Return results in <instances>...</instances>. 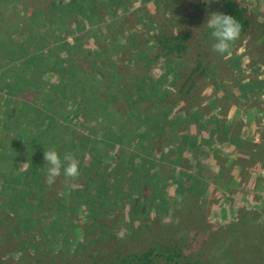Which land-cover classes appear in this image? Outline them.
Returning a JSON list of instances; mask_svg holds the SVG:
<instances>
[{"label": "rangeland", "instance_id": "374dc122", "mask_svg": "<svg viewBox=\"0 0 264 264\" xmlns=\"http://www.w3.org/2000/svg\"><path fill=\"white\" fill-rule=\"evenodd\" d=\"M27 1L26 12L20 0H14L12 6L0 4V38L6 45L19 40L12 30H22L24 16L33 11L30 6L37 7L31 0ZM39 1L47 4L61 0ZM237 1L246 10L251 24L243 34L241 27L240 38L223 54L212 50L214 41L200 27L209 12L220 11L221 0H124L126 10L117 9L116 16L107 6L100 5L101 18L91 24L97 28L98 37L84 31L81 42L86 56L102 49L104 54L96 59L100 69H92L90 64L82 62L84 71L79 77L93 71L86 81L92 77L94 80L96 76L95 88L101 91L110 82L117 91L119 84L135 88L137 83L142 86L144 81L149 83L163 75L168 82L174 81L162 88V91L170 89V93L163 94L169 111L172 106L168 118L164 115L165 103L144 101L138 106L145 120L158 112L160 122H169L166 135L170 138L166 136V140H172L171 145L163 147L165 142H160L158 149L148 157L159 166V176L171 178L166 187L162 183L158 185L159 191L165 190L169 211H164L165 207L157 209L156 205L160 204L157 200L147 214L143 206L149 205L147 198L151 195L152 185V182L142 180L147 172H142L140 180L131 183L125 177L128 167L126 172L124 168L120 169L127 158L120 151L127 149L130 155L134 150L132 142H135L130 139L135 132L130 129L134 126L127 121L131 108L124 90L119 106L123 113L117 114L119 118L115 114L111 116L108 122L110 126L115 124L110 128L113 134L107 130L106 138L116 136L119 125L127 135L118 140L129 147L117 142L105 143L107 123L103 121L102 126L92 130V138L97 144L90 145L94 150L85 151L84 167L76 178L66 179L61 175L49 185L45 173L42 182L36 183L28 163L22 161L15 176L30 172L27 178L33 187L23 186V183L9 186L6 179L12 176L10 165L2 166L0 264H141L135 256L148 254L152 249L155 254L151 264H175V261L179 264H264V0ZM9 21L14 25H6ZM71 28H75L74 22ZM181 34L190 38L186 52L189 55L183 61L179 59L182 55L179 52L160 51L162 45L159 42L160 35ZM67 41L73 45L74 36L70 35ZM7 49L0 45V51L6 53ZM144 53L153 58L163 54L165 59L147 71ZM167 60L172 62L174 69L168 74ZM93 62L94 58H89V63ZM2 64L4 61H0L1 67ZM200 64L203 71L190 79ZM113 71L119 72L116 80ZM44 78L51 83L60 81V76L55 73ZM188 82L189 86L184 87ZM2 83L0 113L5 111L10 99L33 105L39 102L34 91L18 93L13 98L8 89H2ZM225 93L229 105H223L222 99L219 100L222 103L217 104V95L222 97ZM244 94L250 97L248 102L255 100L257 103L245 104L244 100H239ZM233 107L237 109L234 111L237 119L232 117L234 121L230 125L234 132L240 128L244 138L242 119L254 125V128H248L250 136L245 138L246 141H232L224 133L211 132L212 142H204L202 151H196L198 143L195 139L189 137L191 139L186 141L187 135L191 136L188 124L193 119L188 115L189 122L182 125L184 117L179 113L197 109L199 119L205 114L210 120H223L228 113H234L231 112ZM80 112V101L70 103V118L68 116L65 124L67 128L84 133L89 129L85 127L83 116L76 117ZM98 118L101 120L96 119L97 124H102V117ZM194 120H197L195 115ZM256 125L260 129L255 128ZM204 130L214 128L207 126ZM257 130L258 134L254 135ZM177 133L180 134L177 136ZM110 143L111 148L107 146ZM188 146L194 151L193 158L191 154L183 156ZM164 155L167 160L161 161ZM95 157L99 163H92ZM243 170L248 174L245 184L241 178L235 180ZM181 175L184 179L185 175L200 179L208 185L200 200L178 199L177 184ZM104 183H108L110 189H105ZM191 185L192 182L187 187ZM123 188L135 193L133 201L131 198L118 201L117 193L124 191ZM170 257H174V261Z\"/></svg>", "mask_w": 264, "mask_h": 264}, {"label": "trees", "instance_id": "16d2710c", "mask_svg": "<svg viewBox=\"0 0 264 264\" xmlns=\"http://www.w3.org/2000/svg\"><path fill=\"white\" fill-rule=\"evenodd\" d=\"M123 1L61 0L60 2L53 1L43 4L39 0H31V3L36 4L37 7L30 6L33 11L30 15L24 16V22L21 23L23 25L22 30L16 28L12 30L19 40L6 45L3 38H0L1 46H6V49L10 47L6 53L3 50L0 51V61H4L2 67L0 66V80L3 82L2 89H8V93L13 98H16L18 93L34 91L39 101L33 105L29 104V102H17L14 99H10L7 101L5 111L0 113V169L2 166L5 167L4 165H10L12 176L6 179L9 186L23 183V186L33 187L29 184L27 178L30 172L27 171L15 176V170L20 167V162L22 161L28 163V168L34 175V182H42L46 173L43 158L45 149L54 148L62 155L65 153L74 155L79 161V168L82 169L84 167L85 151L94 150L90 145L97 144L96 140L92 138V130L97 126H102L104 123H107L104 128L105 143L111 141L112 144L115 142L120 144L121 141L118 139H123L127 133H124L119 125L116 126V136H107L106 138V131L108 130V133L113 134L110 128L115 124L111 123L112 125L110 126L108 121L114 114L116 118H119L117 114L121 115L123 113V109L119 106H121L120 103L123 99L122 93L126 90V100L130 102L131 108L127 113V121L129 125L132 124L134 126V128L130 127V129L135 132L130 139H135V142H132L134 150L131 151L130 155L127 149L120 151L124 153L123 155H127L126 161L121 164L120 169L128 167L127 172L125 169L127 175L125 177L131 183L135 179L140 180L142 172H147V175L142 178L146 182H152L151 195L147 198L149 205L143 206V208H146L145 212L147 214L150 213L157 200H160V204L156 205L157 209L165 207L164 211H169L166 197L164 198V195H166L165 190L159 191L158 185L162 183L166 187L167 181L171 180V178L170 176H159V166L153 163L152 159H148V157L152 156L153 150L158 149L157 146L160 142H165L163 147L171 145L172 140L170 142L166 140V136L170 138L169 135H166L169 122H160L159 115H156L158 112L145 120L144 113L138 106L144 101L165 103L167 108H164V115L168 118L169 105L163 94L167 91L170 93V89L167 88V90L162 91V88L164 84L166 85L165 87L174 84V81L168 82L166 80L167 77L163 75L157 80H151L149 83L144 81L142 86L137 83L135 88L125 83L119 84L117 91L114 90L113 84L110 82L101 91L95 88L94 81L96 76L94 80L92 77L86 81L91 74H94L93 71L90 74L82 73V76L79 77L80 72L84 71L82 62H85L86 65L90 64L92 69L98 70L100 68L97 66L96 62L98 60L96 59H99V55L104 54L102 49H99L94 53L89 52L91 54L86 56L81 44L82 33L86 31L89 35L97 38V28L91 24L97 23V19L100 20L101 18L100 5L107 6L112 15L116 16L117 9L123 8V10H126V2L124 3ZM13 2L14 0H0V4L7 3V6H12ZM20 2L26 12L29 7L28 1L26 0L25 3L24 0H20ZM219 12L231 14L240 23L242 34L247 31L251 24L246 10L240 7L237 0H221ZM72 22L75 23L74 29L71 28ZM6 25L12 26L14 24L9 21ZM70 35L74 36L73 45L67 41ZM159 37V42L162 45L160 51L170 54L179 52L182 54L179 56L182 61L189 55V53H186L189 36L181 34L171 37L160 35ZM64 54L66 56H63ZM144 54L143 63L147 71L153 65L155 67L156 63L165 59L163 54H158L155 58L151 54ZM92 57L94 58L93 64L89 63V58ZM166 68L167 74L174 71L172 62L168 60L166 61ZM201 70L202 64L194 70L190 79H193ZM51 73L60 76L58 83H51L45 80L44 77ZM118 74V71H113L115 80L118 79ZM86 82H88L87 88ZM189 82L184 87H188ZM194 84L195 81L191 85ZM76 101H80L82 111L77 113L76 117L83 116L85 127L89 129H84L86 131L84 133L67 128L68 126L65 124L70 118L68 113L69 104L72 102L76 104ZM171 107L169 114L172 111ZM98 117H102V124H97L96 119L101 120ZM85 127L83 126V128ZM178 127L174 128L171 133L173 134ZM111 143L107 145L109 148L112 147ZM121 146L129 147L126 142L121 143ZM178 147L180 148L181 145H178ZM165 160L167 158L164 155L161 161ZM148 161L150 166L146 167ZM92 163H99L98 159L95 157ZM183 175L180 176L179 184H177L179 188L178 199L183 197V199H192V201L200 200L205 195L208 185L200 179L195 178L194 180V178H190L187 175H185L186 179H184ZM191 182L192 185L187 187ZM107 184L104 183V188L110 189ZM119 192L120 190L117 193L118 201L126 198H131V201H133L135 193H130L127 189ZM154 254L155 249H152L148 254L136 255L135 260L141 264H151ZM179 254L181 255V253ZM170 260L174 261V257H170ZM175 264H179V261H175Z\"/></svg>", "mask_w": 264, "mask_h": 264}, {"label": "clouds", "instance_id": "9594fccd", "mask_svg": "<svg viewBox=\"0 0 264 264\" xmlns=\"http://www.w3.org/2000/svg\"><path fill=\"white\" fill-rule=\"evenodd\" d=\"M207 34L212 38V50L223 54L229 50L232 43L241 36V25L231 15L219 11H211L207 14L202 25ZM46 169V180L49 185L56 182L63 175L67 178H76L79 175V161L70 154H61L56 149H45L43 153Z\"/></svg>", "mask_w": 264, "mask_h": 264}, {"label": "crops", "instance_id": "0c3cea01", "mask_svg": "<svg viewBox=\"0 0 264 264\" xmlns=\"http://www.w3.org/2000/svg\"><path fill=\"white\" fill-rule=\"evenodd\" d=\"M225 95H226V93L221 97V96H219V95H217V104L219 103V104H221L222 103V101L221 102H219V100H224V102H223V105L225 104V105H229V103H228V101H227V98L225 97ZM237 97H238V94L236 95ZM226 98V99H225ZM250 97L248 96V98H247V95H243V96H241V98H239V100L240 99H242V100H244V103L246 104H253V103H257V102H255V100L253 101V100H251V102H248L247 100L249 99ZM216 104V103H215ZM233 106H235V105H233ZM235 107H233L232 109H231V112H234V111H236L237 109L235 108ZM187 113V114H186ZM229 115L227 116V117H225L224 119H228L227 121H225L224 119L223 120H218V119H208V118H206V117H209L208 115H206L205 116V114H203V116L201 115V118L199 119L198 118V116L200 117V114L197 112V109H191V110H189V111H187V112H185L184 114H181V113H179V115H182L183 117H184V119H181L182 120V122H181V124L182 125H185L186 123H188L189 122V120H188V115L189 116H191V118L193 119V121H191V119H190V122H189V124H188V126L191 128L190 129V133H191V136L190 135H187V137H186V141L187 140H189V139H195L196 140V142L198 143L197 144V150L196 151H202L203 150V147H202V145H204L203 143L204 142H206V143H210V142H212V139L209 137L210 136V134H211V132H213V133H215V134H221V133H224L225 134V137L226 138H229V139H232V141L234 140L235 141V139H238V140H240V141H243V139H245V138H249V136H250V133H249V131H250V129H248L249 127L250 128H254L253 126V124H248V122L246 121V120H244V119H242L243 121H244V130H245V134H244V138H243V136L240 134L241 133V130H240V128H238L237 130H236V132H234L233 131V129H232V127L230 126L232 123L231 122H233L235 119H237L236 118V116H237V114H236V112H234V113H228ZM179 115H177V116H179ZM194 115L196 116V118H197V120H194ZM177 116L175 117V119H178L177 118ZM232 117H233V119H232ZM208 119V120H207ZM221 119V118H220ZM257 121V120H256ZM185 123V124H184ZM238 123V121L237 122H234V124H237ZM207 126H210V127H213L214 128V130H207L206 132H205V130H204V128L205 127H207ZM255 128H258V129H260L259 128V126L258 125H256L255 126ZM246 129H247V131H246ZM180 134V133H179ZM178 133H177V136L179 135ZM254 134V133H253ZM256 134H258V130L257 131H255V134L254 135H256ZM217 136H219V135H217ZM259 136V135H258ZM189 137H191V138H189ZM220 137H222V136H220ZM215 139H216V136H215ZM245 141H246V139H245ZM258 142V140H256V143ZM245 144L247 143V142H244ZM212 146H213V144H212ZM233 146V145H232ZM241 147V146H240ZM246 147L248 148V144H246ZM185 148V147H184ZM186 150H185V152H184V154H183V156L185 157V155H187L188 156V154H191L190 156L193 158V150H192V147L191 146H188L187 148H185ZM208 151H211V149H209ZM243 153H244V151H243ZM248 154V153H247ZM246 155V154H245ZM187 159V158H186ZM195 159V158H194ZM244 171L245 170H243V171H241L240 172V174L235 178V180L237 181L238 179H240L241 178V182H243V184H245L244 182H247L248 181V179L246 178V176L248 175L247 173H244ZM256 189H257V187H256Z\"/></svg>", "mask_w": 264, "mask_h": 264}]
</instances>
